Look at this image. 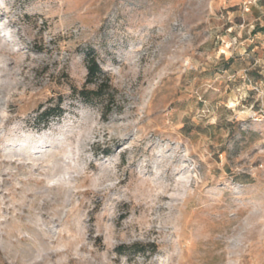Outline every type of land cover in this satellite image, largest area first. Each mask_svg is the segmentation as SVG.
<instances>
[{"label":"rangeland","instance_id":"1","mask_svg":"<svg viewBox=\"0 0 264 264\" xmlns=\"http://www.w3.org/2000/svg\"><path fill=\"white\" fill-rule=\"evenodd\" d=\"M0 264H264V0H0Z\"/></svg>","mask_w":264,"mask_h":264},{"label":"trees","instance_id":"2","mask_svg":"<svg viewBox=\"0 0 264 264\" xmlns=\"http://www.w3.org/2000/svg\"><path fill=\"white\" fill-rule=\"evenodd\" d=\"M87 78L86 83L82 87L81 90H78V94L84 98L88 99L90 96H94L96 98H100L104 95V92L111 88L109 84V80L104 77V74L102 72V68L100 63L97 61L96 57L93 55L88 56L87 61ZM89 84H97V88L95 90H90L87 88V85ZM63 113L62 105L60 104V101L54 106L50 108H46L42 114L41 117L46 121L51 115H61ZM127 246H119L118 253H130L126 251ZM156 249V246L153 245L150 247L147 246H139L138 248L134 249V253H142L147 254L149 251H154Z\"/></svg>","mask_w":264,"mask_h":264}]
</instances>
